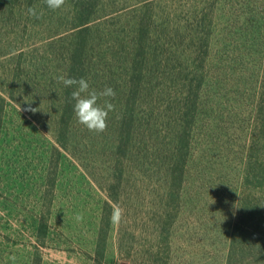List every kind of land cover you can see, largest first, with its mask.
Segmentation results:
<instances>
[{
  "label": "rangeland",
  "instance_id": "374dc122",
  "mask_svg": "<svg viewBox=\"0 0 264 264\" xmlns=\"http://www.w3.org/2000/svg\"><path fill=\"white\" fill-rule=\"evenodd\" d=\"M81 1L91 4L84 25L73 0L56 10L0 0V264H264L258 247L229 248L241 199L255 191L244 163L260 161L264 145V0ZM75 45L90 88L115 90L100 100L115 106L103 133L60 118L56 77ZM140 69L149 83L132 80L147 88L135 101L158 124L147 135L150 161L123 165L129 176L107 190L111 156L100 141L113 146ZM189 85L200 90L193 101L184 100ZM180 105L191 131L169 193L151 144L174 146ZM114 204L125 213L119 225Z\"/></svg>",
  "mask_w": 264,
  "mask_h": 264
},
{
  "label": "trees",
  "instance_id": "16d2710c",
  "mask_svg": "<svg viewBox=\"0 0 264 264\" xmlns=\"http://www.w3.org/2000/svg\"><path fill=\"white\" fill-rule=\"evenodd\" d=\"M14 0H2L3 5L11 6ZM91 4L84 5L81 0H73L72 12L74 14L73 19H78L81 25H84L86 22H81L86 19V17L91 13L90 9ZM81 19V20H80ZM85 43V42H84ZM80 43L79 45H81ZM135 43L133 60L136 61L137 56L136 52L140 45ZM73 47V46H72ZM78 53V54H77ZM81 53V47L78 45L71 48L70 56L68 59L69 69L66 74L69 77H74L79 79L84 77V63L82 60H79ZM144 62V60H142ZM73 71H75L73 73ZM76 74V76H71ZM147 71L140 69L135 76L131 75V95H134V100H131V110L128 108L126 100L121 99V103L125 107V111L120 115L118 122L116 124V132L114 133V142L112 147H107L103 145L100 141V147L104 150H108L109 155L111 156L109 164L105 168L108 171V176L106 181L109 179L112 184L109 185L107 190H110V187H113V184L119 182L121 177L125 175V178L129 176L127 172L122 171L121 167L123 165H128L133 160H137L139 155L141 156L140 162H146L149 160L148 152L149 147L147 146L148 133L151 127H157L158 124L150 125L149 119L151 114L149 112L150 107L145 106V110L142 111L141 104H136L137 96L146 95L147 88L141 89L140 87H132V80L134 78L138 79L139 82L143 81L144 83H149L146 81ZM202 81V80H201ZM189 82H192L189 79ZM129 86L125 84L124 90L126 91ZM73 88L64 87L63 92L59 98V110L61 111V120H67L69 115L73 114V103L71 100V92ZM200 94L198 87L188 86L186 95L188 98H184L187 101H193ZM134 101V102H133ZM181 105L178 108V111L175 113L174 117V126L173 130L170 132V142L174 145L172 148L166 149V152H161L160 146H155L154 144L158 143L154 140L151 144L153 153L156 154L157 158L160 161H165V172H162L163 180L166 184H169L168 192H173L175 185L180 184V180L183 177V168L187 162L186 153L182 151L183 146L188 147V137L190 135L191 128L187 127V120H185L184 115L188 116V111L183 105L181 110ZM185 110L181 112L183 109ZM182 113V114H181ZM193 116L190 117L189 123L191 124V118H194V112L191 113ZM188 128V129H187ZM261 135L264 141V121L261 124ZM160 140V138H159ZM176 147V148H174ZM262 150V158L258 161V157L251 156L247 158L245 162L244 174L247 180V183H256L254 186V192H250L249 195L241 199L240 207L236 217V221L233 226L231 234V242L229 248H233L234 244H240L241 249L244 251L249 250L251 247H258L260 257L264 255V145ZM156 158V157H155ZM156 158V159H157ZM159 161V160H157ZM116 165L118 167L116 168ZM117 169V170H116ZM235 249V247H234Z\"/></svg>",
  "mask_w": 264,
  "mask_h": 264
},
{
  "label": "clouds",
  "instance_id": "9594fccd",
  "mask_svg": "<svg viewBox=\"0 0 264 264\" xmlns=\"http://www.w3.org/2000/svg\"><path fill=\"white\" fill-rule=\"evenodd\" d=\"M48 8L56 10L61 8L65 0H44ZM27 14L31 17L39 18L34 7L27 8ZM65 87L73 88L71 100L73 103V112L78 123L82 124L90 132L103 133L107 129V120L110 112L114 110V105L107 99L103 104L100 103L103 97H114L115 90L110 86H105L102 90L90 88L89 82L80 77L79 79L69 77L67 74H60L56 77ZM36 111L37 109H28ZM124 209L119 204L112 206L110 213V222L113 225H119L124 219ZM75 219L80 222L83 220L82 214H77ZM15 260V257H10Z\"/></svg>",
  "mask_w": 264,
  "mask_h": 264
}]
</instances>
